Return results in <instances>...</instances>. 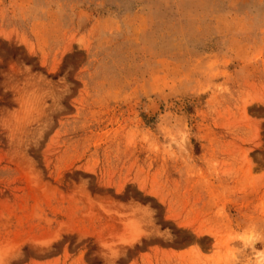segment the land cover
Masks as SVG:
<instances>
[{"label":"rangeland","instance_id":"1","mask_svg":"<svg viewBox=\"0 0 264 264\" xmlns=\"http://www.w3.org/2000/svg\"><path fill=\"white\" fill-rule=\"evenodd\" d=\"M0 264H264V0H0Z\"/></svg>","mask_w":264,"mask_h":264}]
</instances>
